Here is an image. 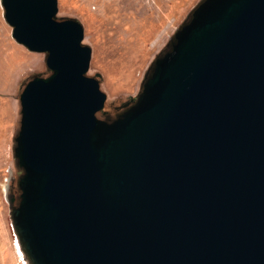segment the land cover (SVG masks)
Wrapping results in <instances>:
<instances>
[{"label":"water","instance_id":"1","mask_svg":"<svg viewBox=\"0 0 264 264\" xmlns=\"http://www.w3.org/2000/svg\"><path fill=\"white\" fill-rule=\"evenodd\" d=\"M0 6L48 71L18 94L21 260L264 264V0H200L105 118L80 23L56 0Z\"/></svg>","mask_w":264,"mask_h":264},{"label":"rangeland","instance_id":"2","mask_svg":"<svg viewBox=\"0 0 264 264\" xmlns=\"http://www.w3.org/2000/svg\"><path fill=\"white\" fill-rule=\"evenodd\" d=\"M200 0H56L55 17L74 18L81 43L90 48L87 76L99 74L105 94L98 118L113 117L136 96L144 74L178 26ZM0 6V264H20L9 217L8 199L16 201L20 171L12 156L18 128V94L31 74L46 76L44 53L17 43Z\"/></svg>","mask_w":264,"mask_h":264},{"label":"bare ground","instance_id":"3","mask_svg":"<svg viewBox=\"0 0 264 264\" xmlns=\"http://www.w3.org/2000/svg\"><path fill=\"white\" fill-rule=\"evenodd\" d=\"M14 249H15L16 254L18 253L19 256L22 255V252H21V250L19 249V246H18L17 241H15ZM20 261H21L20 264H27L24 260H20Z\"/></svg>","mask_w":264,"mask_h":264}]
</instances>
